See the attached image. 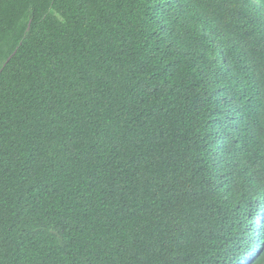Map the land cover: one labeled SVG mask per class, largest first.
<instances>
[{
  "label": "trees",
  "instance_id": "obj_1",
  "mask_svg": "<svg viewBox=\"0 0 264 264\" xmlns=\"http://www.w3.org/2000/svg\"><path fill=\"white\" fill-rule=\"evenodd\" d=\"M0 264H264V0H0Z\"/></svg>",
  "mask_w": 264,
  "mask_h": 264
}]
</instances>
